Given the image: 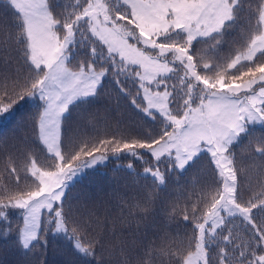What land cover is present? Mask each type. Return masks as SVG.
<instances>
[{
  "label": "snow or ice",
  "instance_id": "obj_1",
  "mask_svg": "<svg viewBox=\"0 0 264 264\" xmlns=\"http://www.w3.org/2000/svg\"><path fill=\"white\" fill-rule=\"evenodd\" d=\"M107 90L143 126L97 120ZM21 103L31 123L0 139V238L23 264L56 240L79 264H264V164L242 162H264V136L248 140L264 130V0H0V118ZM122 160L137 180L106 236L72 189ZM186 177L195 198L169 207Z\"/></svg>",
  "mask_w": 264,
  "mask_h": 264
},
{
  "label": "trees",
  "instance_id": "obj_2",
  "mask_svg": "<svg viewBox=\"0 0 264 264\" xmlns=\"http://www.w3.org/2000/svg\"><path fill=\"white\" fill-rule=\"evenodd\" d=\"M119 107L121 115L117 117L116 109ZM96 111V119L104 120L108 119V123L112 126H116V119H122L126 121V126L132 124L135 121L134 127L143 126L144 121L135 114L134 110L128 107L127 102L119 99L115 92L107 90V94L103 96L100 102L93 109ZM34 115V109L31 105H25L21 103L16 106L14 114L8 118H0V139L8 141L10 137L16 132V130L22 127L26 123H31V119ZM264 136V130H261L257 126L256 132L248 138L255 144ZM248 141L246 140L243 146L237 148L238 155L244 151L247 147ZM242 158V162L245 166H251L255 163L257 166L264 164V162L256 160L255 162ZM129 161L122 160L118 163L127 164ZM116 163L109 162L105 166H99L97 169L89 172L87 176L82 178L79 183L72 189L71 203L76 204L84 202L88 205V208L96 213L99 217L100 227L96 228L99 232L103 228L105 235L107 236V230L116 224V232L121 231V226L118 224L117 217L120 215V210L117 205L122 199H126L133 190L134 182L137 177L131 176L124 171H120ZM0 167H3V158L0 156ZM136 170L141 171L142 168L136 165ZM253 181H259L261 177L256 174L255 171L251 173ZM190 177H186L181 180V185H169L167 202L168 206L177 205L182 206L187 196H192L194 199V193L196 188L188 184L186 181ZM143 183V181H141ZM88 209H85L87 211ZM165 218L161 217L159 221L158 230L171 232L172 228H175L176 224L173 223L170 228L164 229L162 226L165 223ZM178 222V221H177ZM11 224L13 229V237L15 235V229L20 225V219L18 216L11 218ZM190 232V228L187 229ZM126 234V232H125ZM152 235V233H150ZM159 243V242H158ZM112 244V239L107 240V247ZM24 257L18 254L15 241L13 238L3 239L0 238V264H23ZM47 264H79L77 256L74 254L72 248L67 241L56 240L50 242L46 257ZM102 264H115L114 260H111L107 254L101 258Z\"/></svg>",
  "mask_w": 264,
  "mask_h": 264
},
{
  "label": "rangeland",
  "instance_id": "obj_3",
  "mask_svg": "<svg viewBox=\"0 0 264 264\" xmlns=\"http://www.w3.org/2000/svg\"><path fill=\"white\" fill-rule=\"evenodd\" d=\"M118 164H120V163L117 162V163H116V166H117ZM141 171H142V170H141Z\"/></svg>",
  "mask_w": 264,
  "mask_h": 264
}]
</instances>
